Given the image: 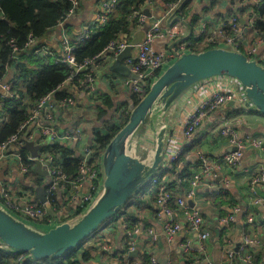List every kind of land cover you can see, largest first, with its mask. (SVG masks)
I'll use <instances>...</instances> for the list:
<instances>
[{"label":"built area","instance_id":"1","mask_svg":"<svg viewBox=\"0 0 264 264\" xmlns=\"http://www.w3.org/2000/svg\"><path fill=\"white\" fill-rule=\"evenodd\" d=\"M82 1L83 0H73V9L66 15L65 21L58 28L61 29L63 24L77 13ZM118 1L119 0H101L97 15V19L100 22L101 27L109 20V17L114 12ZM180 1L184 2L185 0ZM219 1L220 3H223V0ZM240 1H242V3L247 1L249 4L255 3L256 6H260V4L264 2V0H235L238 5H240ZM147 5L146 9L151 11V18H148L144 13H142L139 14L138 21L141 28H144L145 25L149 23L150 29L145 33L143 41L135 46L137 50L136 58L128 61V65L131 67L133 73L138 76V80L134 81L127 78H114V82L112 81L115 84H123L124 87L129 88L132 94H140L143 96L147 92L146 87H150L174 59L173 54L157 52L154 49L155 41L157 39L164 38L175 41L187 35L186 27L181 22H177L172 26H167L165 23L166 21H169L172 14L179 8L178 2L165 5L166 12L164 18L153 17V1H149ZM238 5L234 7H237ZM257 19V13H255L254 10H250L244 15L238 14V16L232 17L228 21H200L199 24H201V26L199 25V34H195V36L205 34V38L201 44L197 45L200 47L211 45L240 52L246 55L249 60L256 61L264 66V56L259 54V48L264 43V31L260 32L255 30V21ZM242 20L246 21V24L243 26L241 22ZM164 25L166 27L163 29ZM242 27H245V31L247 28H250L251 31L253 30L255 32L254 37L250 38L247 34L249 31H246V33ZM225 28H228L231 33L224 32ZM61 35L63 59L61 61L58 60L56 64L60 62L68 64L70 67L74 68L75 74L84 70H89L92 66H94L93 69L98 68L99 61H91L90 67L77 66L73 55L76 46L81 44L84 39L90 37L91 34L83 33L80 37H78L75 44L72 43V39L67 35V33L62 34L61 31ZM195 36L189 41L180 44L176 48V51L180 55L182 53L190 52L191 48L189 47L193 45V39ZM130 44L131 42L128 43L126 41L118 42L116 44L112 43L103 56L109 53L110 57L114 58L130 46ZM35 45L36 41L33 39H31L27 44L29 48L34 47ZM33 53L48 56L51 55L52 51L47 45H44L34 50ZM218 79H222L221 82L216 87H213L205 97L200 99L199 103L193 108V110L186 115L180 128V136L184 139V142H182L178 147H174L173 145L176 138H173V134L170 135L169 133L170 136L165 142L161 169L158 176L153 179V184L158 183L159 176L162 172L171 167V165L179 159L180 155L186 148H192L195 146L197 140V129L201 125V121L208 113L216 111L221 106L230 102L240 103L241 105L243 104L251 107L245 97L244 88L237 80L230 77H222ZM3 82L0 83V87H2L5 95H0V100L6 96L13 97L11 81L2 84ZM88 82V96H94L92 99L89 98L90 100H94L95 95L97 94L95 78L93 77L89 79ZM132 104L133 103L131 102V104H127L125 107L122 106L121 112L123 115H130ZM76 105L77 103L73 99H68L61 102L56 108L53 96L52 94H49L38 102L37 106L31 111L29 119L19 127L18 131L3 145H1L0 151L2 150L3 152L11 148L15 149L13 157L16 158L18 168L23 174H29L32 170L33 167L30 166L29 162L34 165L36 161H39L48 172L49 176V186L47 188L49 200H47V203L42 205L32 203L21 207L18 203L14 202V194L12 193L11 188L8 189L6 187H0V204L16 217L22 220H32L34 221L33 223H37V220L39 219L48 220L46 205L51 206V199H57L55 194H58L59 198H66L69 204H72L74 212L70 217L60 218L54 222L51 221V224L56 227L57 225L65 222L71 223L76 221L83 214L81 213L82 211L79 210H82L85 206H88L89 208L97 200L99 194L101 193L99 191V186L102 183L103 176L101 168L96 162L99 159L96 158L98 153H96V148L94 147L95 139L92 140L89 146L84 147V154L79 156L82 159V166L77 177L73 178L68 177L59 168L57 157L47 150L48 146H51L53 143L70 145L75 141L81 142L83 140V129L81 127L75 128L72 131H60L56 126L55 111L58 110L59 112L64 113ZM35 129L41 136L42 144L44 145H42V149L39 151L38 157H30L27 150L24 149V145L27 142L34 141ZM221 135L223 137H228L230 144L236 149L224 156V161H226L228 165L237 167L242 159L243 153L246 150L252 149L264 153V136L262 135L242 136L234 130L233 127L229 126H225L221 130ZM23 150L26 151L25 154ZM192 154L198 158L197 161L199 165L194 169L193 174L180 180V183L183 182L182 186L186 184L187 187L183 188L180 195H175L169 189L167 190L165 186H161L156 204L159 210H161L169 218L178 215L181 219V221L170 222L166 225L165 232L169 239H173L174 236L183 229L197 234L198 251H194L193 245L189 240H185L181 245L185 258L183 264H196L198 261L196 255L198 253L203 256V262H206V264H212L207 256V243L211 238V231L207 225L204 215L196 208L195 205L191 206L189 202H193L196 199L197 191L203 185L204 177L210 175L216 177L217 174L215 173V170H221L222 167L218 166L214 169L210 165V161L205 157V154L200 152V150H195ZM3 157L4 155L0 154V159ZM260 189H264L263 166L259 167L251 174V199L249 205H264V197L261 195ZM82 191H84V193H81ZM172 199L176 202V207H178L177 211L171 207ZM230 211L232 212L222 218L223 227L229 228L230 225L234 224L238 220L237 217L239 215L247 212V209L245 207L240 208L238 206H234ZM244 222L250 226L252 233H246V230L245 233L241 235L238 250H236V248L234 249L231 241L226 239L227 247L225 246L224 249L221 250L223 259L222 264H231L234 257H239L242 264H257L256 253L264 248V239L253 231L255 218L251 212L247 213V218ZM114 226L115 225L112 223L109 224L103 231L105 234L98 236L103 251L110 252V254L113 253L114 247L110 239L107 238L106 233ZM122 231L126 234L127 245L125 246V251L118 254V257L121 259H126L121 264H143L141 258L130 260L127 257L128 253L134 251L136 252L138 242L135 236L138 234L139 229L137 227L131 229L129 224L125 223L122 225ZM148 236V244L151 247H154L158 243L156 235L150 231ZM0 251H4L9 256H18L21 254L19 256L20 259L23 257L29 259L27 254L14 252L1 241ZM146 264H159V261L156 257L152 256L150 261Z\"/></svg>","mask_w":264,"mask_h":264},{"label":"crops","instance_id":"2","mask_svg":"<svg viewBox=\"0 0 264 264\" xmlns=\"http://www.w3.org/2000/svg\"><path fill=\"white\" fill-rule=\"evenodd\" d=\"M101 0H83L78 8L77 13L65 22L62 28H58L48 39H45L46 44L53 48L59 54H62V43H61V33H67V35L75 39L80 37L83 33H97L102 27L97 19L99 5ZM159 3L157 6L153 7V17L164 18L166 8L162 3V0H157ZM207 0H193L191 3V12L189 13V19L194 15H197L200 20L194 27L195 34H198L200 21L213 22L216 20H221V17L225 16L229 6L223 4L222 7H215L209 10ZM208 7L207 10L203 11L204 8ZM168 20V19H167ZM167 26L168 21L165 22ZM246 24V22H245ZM103 26V25H102ZM243 26V25H242ZM166 26H163V29ZM245 27H242L244 30ZM143 31V28L138 27L133 31L132 40L135 38L136 33ZM245 31V30H244ZM246 31H249L248 33ZM248 36L254 37L255 32L246 29ZM176 41V40H175ZM174 42L167 38L157 39L154 43V49L157 52H164L166 54H172L169 50V46ZM259 54L264 56V43L259 48ZM131 57L123 61V65H128L130 59H135L137 55L136 48H133L130 52ZM111 58V57H110ZM100 59L101 65L94 71L95 73V85L97 88V97L94 100H90L89 96H86L83 92L78 93L77 106L70 108L68 111L61 113L58 110L55 111L56 126L60 131H72L78 128L84 122H88L83 128V140L81 142H73L69 146L76 155L82 156L84 154V147L89 146L94 139L96 132L104 131L102 123L97 119V114L101 109H105L103 101L107 97L112 99L115 105L113 109H110L109 113H114V109L125 107L127 104L132 102V93L129 88L124 87L123 84H115L112 82L114 78H122L118 74L110 73V66L114 61L111 59ZM13 79V73L11 72L9 76L2 83H8ZM222 79H211L202 82L193 88H191L188 93L177 100L168 110L164 109V104L159 103L155 109V112L151 119L149 120V126H143V130H146V142L148 145H153L154 141L150 134L151 129L160 128L162 125L169 127L168 133L173 134L174 147H178L184 139L181 135V125L186 117V115L193 110V108L199 103V100L205 97L213 87H216ZM86 92V91H85ZM0 95H5V92L0 87ZM225 126L233 127L242 136H264V116L260 114L257 110L252 107L241 105L240 103H235L231 105L229 103L221 106L216 111L210 112L201 121V125L197 129L196 139L199 140L200 144L197 146L196 151L200 150L203 154L210 157L211 161L221 162L222 157L230 153L233 146L229 142L228 137H223L220 134V130ZM86 133V134H85ZM167 138H169V136ZM166 138V139H167ZM34 139V138H33ZM35 145L40 146L42 144V138L35 129V139L33 141ZM145 142V144H146ZM106 150V149H105ZM105 150L96 155L99 159L96 162L101 167L102 176L103 172V161ZM28 155L32 157L29 151ZM15 149H8L5 152L2 150L0 154L4 157L0 159V187L11 188L14 194L13 200L18 203L21 207L26 204H37L42 205V203L37 199L36 188L42 185H46L49 182L48 172L42 166L43 172H46V176L40 174V172L35 171V164L29 174H23L17 165L16 158L13 157ZM153 151L149 150V153L142 158L152 157ZM189 171L197 167L198 158L195 155L188 156ZM225 169L215 170L217 174L216 177L210 175L204 177L203 185L198 189L196 199L193 201L196 208L204 215L207 225L212 232V236L207 243L208 258L212 264H222V252L224 247H227L226 239L231 241L232 247L235 249L240 243L241 232L243 225L246 223L241 219L237 220V227L226 228L222 225V218L232 209L234 206L244 208L250 202V178L253 171L259 167H264V154L252 149L246 150L243 153L242 159L237 167H228L223 164ZM85 190V187H84ZM102 190V184L99 186V191ZM47 198L49 200L48 189ZM99 192V193H100ZM81 193H84L82 191ZM213 195H211V194ZM261 195L264 197V189H260ZM56 195V200L51 199V210L53 215H50L47 208V218L46 223H40L38 228L42 230H47L55 227L51 224V221H57L60 218L70 217L73 214V206L67 201L66 198L61 199ZM149 196V195H148ZM145 204L142 205L140 209H135L132 212L134 215L131 220L135 221L137 224L135 227L139 229L138 234L135 238L137 239V255L127 254L130 260H136L142 257L143 248L148 251V258L145 259L146 264L150 261L152 256L156 257L159 264L166 261L168 263L183 264L184 263V252L181 247L185 240H189L194 251H198V239L197 234L189 230L183 229L173 239H169L165 232V227L170 222L181 221L178 215L169 218L164 214L157 204H154L150 197H145ZM45 204V203H43ZM88 209V206L82 208L84 213ZM253 214L258 220V225H256V233L264 239V205L253 207ZM26 222H34L29 219H23ZM115 225L106 234L107 238L110 239L113 244V253L104 252L100 243L99 248H96L97 252L92 251V259L84 263L80 261L78 264H121L126 259L118 257V254L125 251V243L127 242L126 234L122 231V226ZM123 225V224H121ZM221 227V228H220ZM228 229V230H224ZM152 231L156 235L158 243L151 247L149 244L145 246V242L149 240L148 233ZM105 234V233H101ZM100 242V241H99ZM198 261L196 264H206L203 262V258L196 255ZM103 257V258H102ZM264 257V255L262 256ZM260 257V260L262 259ZM25 260H30L28 258L20 259L19 256L9 258L12 264H21ZM32 261V260H31ZM36 262V261H35ZM263 261H259L262 264Z\"/></svg>","mask_w":264,"mask_h":264},{"label":"trees","instance_id":"3","mask_svg":"<svg viewBox=\"0 0 264 264\" xmlns=\"http://www.w3.org/2000/svg\"><path fill=\"white\" fill-rule=\"evenodd\" d=\"M149 1H153V6L159 4L157 0H119L114 12L102 28L97 33H92L90 37L84 39L81 44L76 46L73 52L76 65L90 67L91 61H99V67L101 65V57L107 52V49L112 43L116 44L122 41L130 43L132 41L133 31L140 27L138 21L139 14H142L147 8ZM192 1L186 2L183 6H181L183 1L181 2L180 0H162V3L165 6L178 2V14L183 19L189 20L194 29L200 18L194 15V17L192 16L189 19V13L192 11ZM222 2L220 3L219 0H211L208 2L209 10L219 6L222 7L223 4L229 6L226 15L221 17V20L228 21L230 18L238 16V14L244 15L246 12L254 10L258 15V19L255 21V30L260 32L264 31V2L260 6L257 5L258 7L255 3L249 4L247 1L243 3L240 1V5L235 0H223ZM236 5L238 6L234 7ZM72 9L73 0H0V83L5 81L11 72L13 73V79H11L13 97L6 96L0 100V147L29 119L31 111L37 106L38 102L49 94H52L56 108L61 102L68 99H73L77 103L78 93L81 92L88 99V80L93 77L95 78L94 71L96 69L90 67L89 70L75 74L74 68L68 64L61 62L56 64L58 60L61 61L63 59L62 54H59L44 42L65 21L66 15ZM207 9L208 7L204 8L203 11ZM224 32L231 33L228 28H225ZM204 38L205 34L195 36L193 45L189 47L192 52L199 53L215 47L211 45L204 46L203 50H199L198 45L203 42ZM31 39L36 41V45L29 48L27 44ZM77 40L78 37L72 39V43L75 44ZM44 45H47L51 49V55L44 56L33 53L34 50ZM149 89L150 87L147 86V92ZM93 97L90 95L89 98L92 99ZM96 97L97 94L95 95ZM142 98L143 95L133 94L132 103L138 104ZM103 104L105 109L100 110L97 114V119L103 124L104 127L102 129L104 131L96 132L94 135V147L98 154L102 153L109 146L116 134L128 123L130 117L129 114L123 115L121 112L122 107L117 108V106L114 109V113H109L108 111L115 106L109 97L103 101ZM199 144L200 142L197 139L194 147L186 148L179 159L171 167L162 172L159 176L158 183L153 184L150 182L129 201L123 208V213L112 219L109 223L119 225L118 227H121V224L127 223L131 229H134L137 224L131 220L134 215L132 213L134 208L140 209L145 204V197H150L152 202L156 204L161 186H165L167 190L169 189L175 195H180L183 188L187 187L186 184L182 186L183 182L180 183V180L193 174L195 169L192 168L189 171L188 156L193 155L192 153L195 152ZM47 150L57 157L59 168L68 177H77L82 166V159L71 150L69 145L53 143L51 146H48ZM23 152L24 154L26 153L25 150ZM205 157L210 161V165L214 169L218 166L225 169L223 164L228 167H234L224 161V156L222 157V163L219 161H211L210 157L206 154ZM186 161L188 163H185ZM29 164L33 167V163L29 162ZM198 165L197 162V167ZM171 207L176 211L178 210L176 202L173 199ZM253 207L255 206H251L248 203L245 207L247 212L239 215L237 219L246 221L247 213L251 212L253 214ZM231 212L229 211L228 214ZM254 218L255 224L253 231L256 232V225L259 226V222L255 216ZM30 223L38 226L40 223H46V219H39L37 223ZM108 225L106 224L103 229L94 233L80 247L62 257L48 258L38 262L25 260L21 264H78L80 261L86 263L92 259V251L99 248L101 242H99L98 236L102 235L101 233H103ZM230 227H237V221L230 225ZM246 230V233H252L250 226L245 224L243 225L242 231H240L241 235ZM145 243V246H148V242L146 241ZM125 245H127V242ZM95 251L97 252V250ZM141 255L143 261L146 262L145 259L148 258V251L143 248ZM197 255L203 258L199 253ZM263 255L264 248L256 253L257 264H259V261L264 260ZM11 257L4 251H0L1 264H12L9 261ZM260 257H262L261 260ZM231 264H242V262H240L239 257H234Z\"/></svg>","mask_w":264,"mask_h":264},{"label":"water","instance_id":"4","mask_svg":"<svg viewBox=\"0 0 264 264\" xmlns=\"http://www.w3.org/2000/svg\"><path fill=\"white\" fill-rule=\"evenodd\" d=\"M188 1L192 0H185L181 6ZM178 12L179 8L170 17L168 25L181 22L186 27L187 35L169 46L174 57L172 64L159 75L142 100L138 104L131 105L128 123L121 128L106 148L102 158L104 172L102 190L97 200L76 221L65 222L47 230H42L16 217L0 204V241L14 252L27 254L30 260L36 262L62 257L80 247L94 233L123 213V208L129 201L152 182L161 169L165 142L169 135L168 126L163 125L158 129L152 157L140 158L127 149L137 130L149 126V120L159 103L164 104V109L168 110L194 86L211 79L230 77L242 85L251 107L264 116V66L249 60L243 53L222 47H214L199 53L190 51L180 55L176 48L194 37L195 30L190 21L183 19ZM143 13L148 18L152 16L149 9H145ZM241 22L245 25L246 21ZM149 29L150 24L147 23L143 31L136 33L130 46L114 57L110 73L118 74L122 78L138 80L131 67L123 65V61L131 57V50L143 41ZM44 42L49 43L46 40ZM109 58L110 54L107 53L101 59ZM24 149L33 157H38L42 145L37 146L34 142H27ZM235 150L233 148L231 152ZM35 165V171L46 176V172L41 169V163L36 161ZM48 186L47 183L35 189L37 199L42 204L47 203ZM189 203L191 206L195 205L193 202ZM47 208L49 214L53 215L50 205H47ZM137 254V251L131 252V255ZM162 264L167 262L164 261Z\"/></svg>","mask_w":264,"mask_h":264},{"label":"rangeland","instance_id":"5","mask_svg":"<svg viewBox=\"0 0 264 264\" xmlns=\"http://www.w3.org/2000/svg\"><path fill=\"white\" fill-rule=\"evenodd\" d=\"M199 50H203V47H198ZM173 62V61H172ZM172 62H170V64L167 66V68L172 64ZM166 68V69H167ZM165 71V70H164ZM163 71V72H164ZM88 122H84L81 125H79V127H81L82 129L85 128V125H87ZM3 125V124H2ZM1 125V126H2ZM162 126V125H161ZM160 126V127H161ZM144 127L140 128L139 130H137V132L134 134L133 138L131 139V142L129 143V145L127 146L128 151L133 154L135 156H138L140 158L143 157V155H147V153H149V150H154V146H155V140H156V135L158 134V127H156L155 130L152 131V133L150 134V136L152 137L154 144L153 145H148V143L146 142L147 138L146 135L144 134V132L146 130H141ZM84 130V129H83ZM222 130V129H221ZM221 130H220V134H221ZM86 134V133H85ZM146 142V144H145ZM42 167V164H41ZM103 258V257H102Z\"/></svg>","mask_w":264,"mask_h":264},{"label":"bare ground","instance_id":"6","mask_svg":"<svg viewBox=\"0 0 264 264\" xmlns=\"http://www.w3.org/2000/svg\"><path fill=\"white\" fill-rule=\"evenodd\" d=\"M130 138V137H129ZM129 138L127 139V142L129 141Z\"/></svg>","mask_w":264,"mask_h":264}]
</instances>
